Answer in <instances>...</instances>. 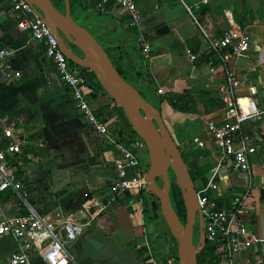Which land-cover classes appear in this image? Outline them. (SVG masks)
Listing matches in <instances>:
<instances>
[{"label": "crops", "instance_id": "obj_1", "mask_svg": "<svg viewBox=\"0 0 264 264\" xmlns=\"http://www.w3.org/2000/svg\"><path fill=\"white\" fill-rule=\"evenodd\" d=\"M182 1L196 0H135L142 14L141 30L149 38L147 56H140L143 69L138 62L135 30L126 25L122 7L100 11L89 2H84L87 7H83L75 0L74 8L78 22L159 108L171 136L181 152L187 154V165L197 169L195 186L204 183L218 155L205 131V122L220 118L221 103L206 109L204 100L212 96L219 101L218 86L231 73L242 80L234 90L239 103H245L251 92L262 110L261 116L246 127L256 143L250 158L251 174L232 171L228 179L233 190L249 187V226L256 238L250 248L236 250L232 262L253 264L256 256L264 258V0L201 2L193 9L200 27L186 13ZM16 16L10 1L0 0V47L10 50L7 60L19 70V75L11 80L0 76V143L6 140L5 128L13 139L23 140L17 152L7 155V161L25 186V199L38 213L53 218L78 211L84 190L105 203L80 234L64 243L70 253L66 264H144L150 255L160 260L161 249L152 237L154 221L143 210L144 197L140 200L130 193L111 200L107 197L111 159L115 155L113 144L86 124L41 44L31 39L27 31L16 28ZM231 28L246 33L249 48L246 55L224 61L217 50L208 47V39ZM146 79L152 82L151 90ZM86 87L91 105L107 122L108 132L116 134L112 131L115 123L118 135L133 134L120 106L107 93L92 90L87 84ZM158 87L162 88L161 93L156 92ZM184 88L195 91L191 95L195 111L176 109L164 98L156 100L159 95ZM0 209L19 213L24 206L17 193L4 189L0 192ZM158 239L159 245L166 248V260L173 255L168 249L172 242L165 236ZM12 249L11 237L0 234V264H7ZM165 260L162 264H167ZM31 264L44 263L33 255Z\"/></svg>", "mask_w": 264, "mask_h": 264}, {"label": "built area", "instance_id": "obj_2", "mask_svg": "<svg viewBox=\"0 0 264 264\" xmlns=\"http://www.w3.org/2000/svg\"><path fill=\"white\" fill-rule=\"evenodd\" d=\"M11 8L16 12L15 26L25 30L29 37L42 46L44 55L52 64L57 77L68 88L73 106L82 115L86 124L95 134L103 136L113 144L115 155L111 159V179L107 184L106 194L109 200L126 193L135 194L140 200L148 192L144 177V165L139 159L138 149L144 146L141 138L133 134L122 137L108 132L107 122L94 109L88 98L81 75V66L72 63L58 46L57 39L43 19L33 10L26 0H9ZM89 2L100 11L111 6L122 7L126 13V25L135 30L134 39L142 58L147 56L149 38L141 30L142 14L135 0H81ZM182 1L183 7L200 27L193 9L201 2ZM246 33L238 28H231L208 39V47L217 50L222 60L232 56L246 55L249 48ZM185 52L193 57L189 50ZM10 50L0 47V76L11 80L19 75V70L11 67L7 56ZM242 82L235 73L228 74L219 84L221 100V116L219 119L209 118L205 122V131L211 143L218 150L217 161L209 170L204 183L195 186L196 202L203 219L205 238L213 243L218 264H233L232 257L236 250L247 249L255 242L249 226V187L241 190L230 188L229 172L251 174L250 158L255 151L256 143L247 130L250 121L259 118L262 110L258 108L254 98L249 95L245 103H239L234 90ZM157 93L162 88H156ZM6 140L0 143V192L9 189L20 196L24 211L9 213L0 209V234L7 233L13 242V249L7 256V264H31L33 255L39 257L44 264H66L70 253L64 243L81 233L97 212L103 208L104 202L90 195L88 190L82 192L83 200L78 211H67L60 218L38 213L25 199V186L7 161V155L19 150L20 138H12L8 128L3 129ZM148 247V244L145 242ZM174 255L166 258L171 264ZM256 256L253 264L261 261ZM252 261V260H251ZM249 261V263L251 262ZM144 264H162L150 255Z\"/></svg>", "mask_w": 264, "mask_h": 264}, {"label": "water", "instance_id": "obj_3", "mask_svg": "<svg viewBox=\"0 0 264 264\" xmlns=\"http://www.w3.org/2000/svg\"><path fill=\"white\" fill-rule=\"evenodd\" d=\"M26 1L56 37L68 60L93 73L103 90L120 106L130 128L142 139L147 154L144 167L146 185L148 192L158 200L159 225L166 227L175 240L177 264H200L196 254L203 247L205 236L194 182L159 108L121 76L103 45L72 16L69 0H61L62 10L52 0ZM168 169L172 171L173 182L181 194L184 220L178 217L170 201ZM254 264H264V258Z\"/></svg>", "mask_w": 264, "mask_h": 264}, {"label": "trees", "instance_id": "obj_4", "mask_svg": "<svg viewBox=\"0 0 264 264\" xmlns=\"http://www.w3.org/2000/svg\"><path fill=\"white\" fill-rule=\"evenodd\" d=\"M52 2L54 3V5L56 7H58L60 10H62V1L61 0H52ZM110 59L112 60V63L114 64V66L116 67L118 72L121 74V76L123 78H125L127 81H129L131 84H133L132 81L127 78V75L124 73L121 66H119L117 63H115L111 57H110ZM138 62L140 65V69H143L144 64L142 63L143 60L140 57V54L138 55ZM80 68H81V75L84 77L85 83L88 86H90L92 90L99 89L100 91L106 93L103 90V88L101 87V85L94 78V75L90 70H88L84 67H80ZM87 71H90V73H91L90 76L87 75V73H86ZM146 78H147V76H146ZM146 85L148 86V88L150 90L153 87L152 82L151 81L149 82L148 79H146ZM137 89L144 98H146L150 102H153L151 100V98L145 92H143V90H141L139 88H137ZM194 92L195 91H193L191 89L184 88L181 91L172 92V93L164 95V96L159 95L156 100L158 101V100L164 98L172 107H174L176 109L195 111V107L193 105L194 102H193V99L191 98V95ZM157 101H156V104H157ZM214 103L220 104L221 102H220V100L218 101L217 98L212 97V96L209 99L204 100V102H203L204 107L206 109L209 108L211 106V104H214ZM128 126H129V124H128ZM112 128H113L112 131L114 133H116L115 134L116 136H118V134H117L118 131L115 127V123H112ZM129 128H130V126H129ZM182 156H183V153H182ZM183 158L186 161V158L184 156H183ZM188 169H189V173H190L191 178L194 180L196 175H197V169L193 166H190V165H188ZM168 171H169V180H170V185H169L170 201H171V204H172L174 210L176 211L178 217L181 220H184L185 212H184V206H183L181 194H180L179 188L173 182L172 171L170 169H168ZM156 180H157V182H159L158 179H156ZM126 194H129V193H126ZM143 197H145V198L147 197L149 200V203L143 207V210H144L145 216L149 217V219L154 221L155 228H153V230H154V233H153L154 241L153 242L155 245L159 246L161 249V254H159L158 257L160 258L161 262H163L165 260V253L164 252H165L166 248L163 249V247H161L159 245L160 241L158 239L159 236H165L168 239H170L172 242L171 245L168 246V249H171V252L174 255V264H177L176 256H175V240L173 239L172 235L168 232L166 227L160 226L159 222H158L160 213H159V207H158V200H157L156 196L153 193L147 192L145 196L143 195ZM196 258L200 264H218L216 252H215V249L213 247V243L209 239L205 238L204 245L200 249V251L196 254Z\"/></svg>", "mask_w": 264, "mask_h": 264}, {"label": "rangeland", "instance_id": "obj_5", "mask_svg": "<svg viewBox=\"0 0 264 264\" xmlns=\"http://www.w3.org/2000/svg\"><path fill=\"white\" fill-rule=\"evenodd\" d=\"M70 1V3H71V6H70V12H71V14H72V16L75 18V19H77V21H80V19H79V17H77L76 16V9L74 8V4H75V0H69ZM78 3H81V5L83 6V7H87L86 6V4H84V2L83 1H81V0H79V2ZM87 73V75H91V73H90V71H87L86 72ZM132 130V129H131ZM133 131V130H132ZM134 132V131H133ZM135 133V132H134ZM142 148V147H141ZM139 150V149H138ZM141 150V149H140ZM139 150V153L143 150V153L145 154V157H144V161L146 160V149L145 148H143L141 151ZM183 156L185 157V158H187V154H184L183 153ZM146 194V193H145ZM144 204L145 205H147L148 203H149V200H148V198L146 197H144ZM142 201V202H143ZM151 233H152V231H150ZM150 233V234H151ZM153 235V234H152ZM153 237V236H152ZM194 237H195V233H194Z\"/></svg>", "mask_w": 264, "mask_h": 264}, {"label": "flooded vegetation", "instance_id": "obj_6", "mask_svg": "<svg viewBox=\"0 0 264 264\" xmlns=\"http://www.w3.org/2000/svg\"><path fill=\"white\" fill-rule=\"evenodd\" d=\"M145 148L144 146L141 148V150ZM140 150V151H141ZM144 157H145V154L143 153V150L139 153V159H140V162L141 164H143L144 166L147 165V154H146V160L144 161ZM169 172V171H168Z\"/></svg>", "mask_w": 264, "mask_h": 264}]
</instances>
